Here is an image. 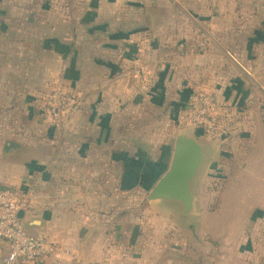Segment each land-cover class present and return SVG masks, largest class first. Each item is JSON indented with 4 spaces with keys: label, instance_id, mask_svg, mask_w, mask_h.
<instances>
[{
    "label": "crops",
    "instance_id": "1",
    "mask_svg": "<svg viewBox=\"0 0 264 264\" xmlns=\"http://www.w3.org/2000/svg\"><path fill=\"white\" fill-rule=\"evenodd\" d=\"M169 1L25 0L27 3L20 6L29 13L27 19H0V44L5 45L0 48V56L6 58L10 53L29 59L32 53L24 52V47L15 51L14 37L20 35L22 45L39 38L45 45L39 56L45 61L55 60L60 79L70 82L72 91L83 97L84 107L90 112L87 143L80 133L74 148L66 150L54 125L38 127V134L24 125L14 130V123L22 119L16 113L14 87L8 83L9 78L5 83L0 80V115L13 124L7 131H0V188L33 191L31 209L23 219L25 228L57 248V258L32 264H264V42L254 39L255 45L248 50L253 52V67L247 70L252 83L234 74L232 81L219 85V49L199 53L195 47L200 39L196 34L207 33V26L212 28L214 24L205 15L217 12L219 6L210 7L203 0H198L195 7L180 0ZM192 9L199 13V20L191 16ZM7 10L14 12V6ZM177 11L189 13L192 20L177 19ZM35 12L40 16L37 20ZM163 30L165 34L160 35ZM261 34L264 36V32ZM228 57L237 65L234 56ZM163 61L169 72L167 81L164 74L159 75L160 82L158 72ZM1 64L0 79L17 72ZM49 67L43 62L39 70L44 73ZM169 91L170 104L182 109H188L201 92L228 105L231 136L203 138L207 144L196 140L207 151L208 160L203 179L198 176L193 185V221L182 225L177 209L150 203L152 217L159 208L169 210L183 230H191L200 221L199 209L211 204L205 218L210 225L214 222L212 231L224 242V248L215 251L216 258L204 256L201 261H192L184 246L170 245L162 251L163 246L153 242L126 247L125 228L118 222L111 227L110 217L105 215L109 201L105 191L111 186L106 173L115 167L125 171L121 150L115 151L113 157L118 155V159L112 162L107 129L115 116L126 114V108L131 112L129 118H137L141 107L159 109ZM116 108L118 113H114ZM77 143L84 147H76ZM221 168L231 175L224 179L213 202L211 172ZM68 173L80 179L73 181ZM118 185L120 188V182ZM195 191L203 193L201 202ZM0 247L6 254L7 245L0 242Z\"/></svg>",
    "mask_w": 264,
    "mask_h": 264
},
{
    "label": "rangeland",
    "instance_id": "2",
    "mask_svg": "<svg viewBox=\"0 0 264 264\" xmlns=\"http://www.w3.org/2000/svg\"><path fill=\"white\" fill-rule=\"evenodd\" d=\"M163 1L166 4L169 0ZM169 2L172 3L171 1ZM203 2L208 6L211 5L210 7L217 5L219 8L217 12L211 11L205 15L210 22H212V19L214 24L212 28L207 26V33L201 31L196 34L200 36L198 43L195 44V47L199 50L198 52L205 53L210 49L212 50L213 47L214 49H219L222 61H219L221 64L217 71L219 73L222 72V74L220 73L221 75L217 76V73L214 72V75L219 79V85L220 82L225 81L224 85H226L228 81H232L235 78L234 74L237 75L236 77H241L252 83V79L248 77L250 73L247 70H251L253 67V52L248 50L255 45H253L254 39L255 42H264V36L261 34V31L264 32V0H203ZM24 3L27 2L25 0H0V9L4 8L6 9L5 11L11 14L10 17H7L8 13H4L1 9L0 19H15L14 21L27 19L29 13L24 12L23 7L20 6ZM179 3H191L195 7L198 0H186L184 2L180 0ZM11 5L14 6V12L7 10V8L11 10ZM175 14L177 19L185 21L192 20L189 17L190 14L197 20L200 17L195 9H192L190 14L182 11H177ZM33 15L36 16L34 17L36 20L40 17L36 12ZM163 19H166V15H163ZM258 32L260 33L257 34ZM161 34H165L164 30ZM5 36L7 37V35ZM14 39L13 45L17 44L15 51H20L21 47H24V52L32 53L31 58L23 59L22 56L17 57L16 54L13 57V54L10 53V56L6 58L0 56V64L3 63L1 66H6V68L13 70L16 69L17 71L9 72L8 77L4 76L0 80H4L3 83H5L6 78H9L7 79L8 83L14 87L13 96L17 105L16 113L20 114V118H22L18 122L15 121L14 130L22 129L24 125L27 130L38 134V127L53 125L46 112L49 96L56 89L72 91L71 85H69V81L60 79V72L56 73L54 69L55 60L53 58H48L45 61L41 55L39 56L45 46L39 38L30 44L24 43V45H22L23 40L20 35L16 34ZM8 44L9 46L12 45L11 43ZM4 46V43L0 44V48ZM229 55L234 56L237 65L228 57ZM43 62H47L50 65L44 73L39 70V67L42 68ZM213 62L214 60H210L211 64ZM161 63H163V66L160 67L158 76L161 73L162 75L164 74L163 80L167 81L169 68L165 61ZM29 65V69L26 68ZM230 65L233 68H230ZM19 70H24V72H18ZM161 78L162 76H159L160 82ZM196 79H199V76H196ZM146 81H149L150 84L152 82L149 78ZM252 87L253 85H251ZM168 89L170 90L169 85ZM75 93L80 97L81 108L70 119L65 128H62V130L57 128L59 131L55 130L59 133V137L62 138V147L66 150L70 147L74 148L76 144L74 141L75 137L80 135V133L84 136L83 140L85 143H87L86 136L90 127L89 124L86 125L89 122L87 118L90 117L89 109L84 107L83 97L79 93ZM169 93L170 91L163 97L162 107L159 109L141 107V112L137 118L135 116L129 118L128 114L131 112L130 109L126 108V114L124 113L121 117L115 116L112 120L111 128L107 129L112 162L118 159V155L113 157L116 154L115 151L121 150V163L125 166V171H120L115 167L112 168L109 174L106 173L105 178L110 180L111 186L105 191L109 195L107 207L105 205V215L110 217L111 227H115L114 225L118 222L125 228L124 230L127 233L125 238L126 247L131 246L133 243L135 246H146L153 242L157 243L158 246H163L162 251L166 250L165 247L170 245H176L179 248L184 246L186 248V256L191 258L192 261H201L204 256H210L211 259L216 258L214 253L216 250L224 248V242L222 239L216 238L213 233L212 226L214 222L211 221L210 225V221L205 218L206 213L209 211L208 208L212 207L211 204L207 206L200 204V208L203 206V208L199 209L200 221L196 222V225L191 230H183L179 227L176 215L164 208H159L158 212L153 217L151 216L154 212H152L151 202H148L147 197L164 174L155 179L153 171L150 169H152V165L158 164L161 160L165 159L166 165L170 162L177 135L180 132H185L189 137L204 144L207 143L203 138L207 137L210 140H215L214 137L207 135L203 130L199 132L198 129L191 127L184 121L189 110L170 104ZM193 97L191 96L187 100L188 105ZM114 113H118L117 108ZM2 118L3 115H0V131L3 128L4 131H7L9 126L13 124H8V121L6 119L4 121ZM101 129L103 128L101 127ZM77 145L76 147L79 148L84 147L80 143ZM105 147L108 148V145ZM229 158L227 160H230ZM133 165L136 170L132 168L134 167ZM203 172L199 175H202V179ZM67 175L73 181L80 179V176H72L71 173ZM230 175V171L225 172L222 168L219 171L211 172L210 180L214 179L210 187L211 196H214V198L212 197L213 202L215 197L217 198L224 179L229 178ZM195 193L201 202L204 197L203 193L199 191H195Z\"/></svg>",
    "mask_w": 264,
    "mask_h": 264
},
{
    "label": "built area",
    "instance_id": "3",
    "mask_svg": "<svg viewBox=\"0 0 264 264\" xmlns=\"http://www.w3.org/2000/svg\"><path fill=\"white\" fill-rule=\"evenodd\" d=\"M49 120L59 129L65 128L81 108L80 97L75 91L56 89L47 99ZM228 105L208 93H198L189 106L184 121L212 137L226 139L232 134ZM227 114V118H226ZM183 121V122H184ZM32 190L0 188V242L7 245V253L0 247L1 264L39 263L50 257H58L53 243L31 235L25 228L24 216L31 209Z\"/></svg>",
    "mask_w": 264,
    "mask_h": 264
},
{
    "label": "water",
    "instance_id": "4",
    "mask_svg": "<svg viewBox=\"0 0 264 264\" xmlns=\"http://www.w3.org/2000/svg\"><path fill=\"white\" fill-rule=\"evenodd\" d=\"M208 160V153L185 132L177 135L169 169L148 195L151 203L164 204L179 211V222L189 225L194 219L193 185ZM24 219V213L19 214Z\"/></svg>",
    "mask_w": 264,
    "mask_h": 264
},
{
    "label": "trees",
    "instance_id": "5",
    "mask_svg": "<svg viewBox=\"0 0 264 264\" xmlns=\"http://www.w3.org/2000/svg\"><path fill=\"white\" fill-rule=\"evenodd\" d=\"M132 168H134L136 170L135 166ZM151 168L153 169V170L152 169H150V170L153 171L154 178L155 179H156V177L159 178L161 175L165 174V171L167 168L165 159L161 160V162H159L158 164L152 165Z\"/></svg>",
    "mask_w": 264,
    "mask_h": 264
}]
</instances>
